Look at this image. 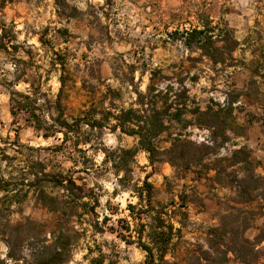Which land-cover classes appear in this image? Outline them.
<instances>
[{"label": "rangeland", "instance_id": "374dc122", "mask_svg": "<svg viewBox=\"0 0 264 264\" xmlns=\"http://www.w3.org/2000/svg\"><path fill=\"white\" fill-rule=\"evenodd\" d=\"M232 1L0 0V264L30 263L60 250L57 244L64 246L59 264H90L97 257L101 264H144L146 252L136 243V231L145 224L142 240L148 242L151 222L149 214H139L146 200L132 187L152 170L144 151L136 153L132 180L122 186L110 165L102 164L100 150L79 152L70 141L61 144V133L42 137L24 119L26 113L13 117L8 91L29 92L31 82L54 100L59 71L47 70L51 51L57 50L67 54L69 73L61 96L67 116L93 103L91 90L97 99L106 87L117 89L114 102L127 107L135 98L132 84L144 91L152 70H160L152 77L158 88L176 86L185 76L190 98L199 104L207 98L220 102L206 57L193 60L198 51L169 33L198 24L201 14L224 19ZM129 65H134L133 82L125 73ZM16 76V84L8 86ZM188 130L190 138L210 143L208 129ZM101 141L107 148L136 145L133 137L108 127ZM239 146L225 142L210 161L221 170V184L214 181L213 169L201 172L206 180L192 182L189 171L186 178H177L181 172L169 163H155L148 178L155 188L153 203L166 205L174 228H180L165 256L171 264H264V165L246 145L251 164H230ZM58 174L70 175L82 196L54 182ZM180 195L183 215L172 205ZM128 204L135 209L130 211Z\"/></svg>", "mask_w": 264, "mask_h": 264}, {"label": "trees", "instance_id": "16d2710c", "mask_svg": "<svg viewBox=\"0 0 264 264\" xmlns=\"http://www.w3.org/2000/svg\"><path fill=\"white\" fill-rule=\"evenodd\" d=\"M197 22L198 24H190L189 27L182 30L176 28L169 34L174 39H178L187 49L198 51V55L193 57V60H201L202 57H206L212 65L231 64L232 52L238 43L227 21L222 18L213 20L209 15L201 14L197 17ZM1 37H3V33L0 35ZM11 47L14 51L18 48L16 44H12ZM66 56L67 54L62 51H51V67L47 73L52 69H57L60 81L54 100L49 99L47 94L40 93L38 88L32 86L31 82L24 80L30 84L29 92L13 89L8 91L11 115L15 117L21 111L26 113L24 119L29 121L42 137L47 138L61 133V144L70 141L71 146L79 152L84 153L87 149L100 150L103 153L102 164L110 165L109 168L117 176V181L122 186L132 180L136 153L139 150L144 151L148 165L152 167V170L145 174L141 185L134 184L132 187L138 192L140 199L145 198L146 200V209L141 210L139 214L141 212L149 214L151 222L149 223L148 242L142 240L145 224H140L136 231V243L146 252L144 264H171L165 256L169 251L172 237L179 235L180 228H174L173 222L170 221L171 214L166 210V205L159 202L153 203L155 188L148 178L155 170V163L168 162L176 172H181L180 175L177 174V178L184 177L188 171L195 172L199 176L202 171L207 172L213 169L216 171L214 181L221 184L222 181L219 178L221 170L210 161L215 160L218 147L229 139L223 130L229 111L222 110L213 100H209L202 108L194 98H190L188 95V88L184 84L185 76L177 79L176 86L166 83L163 88H158L152 81V77L160 70H152L150 81L144 91H139L132 84L135 98L127 107L114 102L115 97L119 95L117 89L106 87V91H98L100 96L97 99L95 97L97 91L91 90L93 103L77 115L67 116L61 102L65 74L69 73L65 62ZM19 61L21 64H25L24 60L20 59ZM57 63L59 64L58 68L55 67ZM133 70L134 65H129L128 72L125 71L126 74L131 75V81ZM23 74L21 72L20 75ZM113 76L120 78L118 72H113ZM190 78L194 79L195 76L191 75ZM18 80L19 76H16L8 86L16 84ZM99 81L100 84L103 83L102 79ZM82 86L86 87L85 84ZM105 100L108 101L107 106H105ZM215 105L217 108L214 107ZM107 127L112 132L118 130L121 134L133 136L136 139V145L133 147H105L101 139L104 129ZM188 127L207 128L211 134L210 137L208 136L210 143L190 138L192 133ZM231 128L236 135L243 134L245 131V127L239 124L234 128L231 126ZM238 128L240 131L237 133L236 129ZM218 134L220 135L219 141L216 140ZM238 154L241 155L238 156ZM2 157L7 156L2 155ZM230 157L235 158L231 160L230 164L239 161L246 165L251 164L245 145H240L232 150ZM52 178L54 182L64 185L69 192L75 194L76 198L82 196L80 194L81 186L76 185L70 175L58 174L53 175ZM179 200L180 202H175L176 204L172 205H177L176 211L183 215L180 207L184 206V197L180 195ZM128 208L133 211L135 205L128 204ZM173 213H175L174 209ZM165 215L168 217L166 218ZM57 245L60 250H53L47 257L41 256L27 264H59L64 260L61 258L64 246ZM102 261V257H97L91 259L90 264H101Z\"/></svg>", "mask_w": 264, "mask_h": 264}, {"label": "crops", "instance_id": "0c3cea01", "mask_svg": "<svg viewBox=\"0 0 264 264\" xmlns=\"http://www.w3.org/2000/svg\"><path fill=\"white\" fill-rule=\"evenodd\" d=\"M222 17L232 28L238 44L232 52L231 64L212 65L204 58L212 67V83L223 97L220 102L216 98L211 100L229 111L223 129L229 138L226 142L246 145L264 165V0H233ZM209 100L201 101L203 108ZM237 124L245 127L243 134L234 133L231 126ZM204 129L207 130L201 128ZM189 172L191 175H186L192 182L206 180L203 175Z\"/></svg>", "mask_w": 264, "mask_h": 264}]
</instances>
